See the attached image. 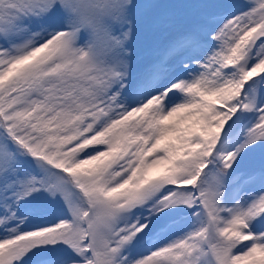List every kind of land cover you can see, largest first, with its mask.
I'll list each match as a JSON object with an SVG mask.
<instances>
[{
    "label": "snow or ice",
    "instance_id": "1",
    "mask_svg": "<svg viewBox=\"0 0 264 264\" xmlns=\"http://www.w3.org/2000/svg\"><path fill=\"white\" fill-rule=\"evenodd\" d=\"M0 264H264V0H0Z\"/></svg>",
    "mask_w": 264,
    "mask_h": 264
},
{
    "label": "rangeland",
    "instance_id": "2",
    "mask_svg": "<svg viewBox=\"0 0 264 264\" xmlns=\"http://www.w3.org/2000/svg\"><path fill=\"white\" fill-rule=\"evenodd\" d=\"M236 2H237V3H242V2H243V0H236Z\"/></svg>",
    "mask_w": 264,
    "mask_h": 264
}]
</instances>
